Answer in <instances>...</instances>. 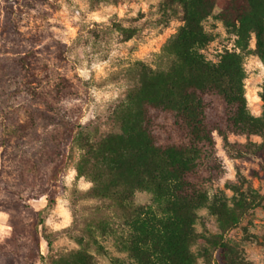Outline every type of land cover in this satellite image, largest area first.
<instances>
[{"label": "rangeland", "instance_id": "obj_1", "mask_svg": "<svg viewBox=\"0 0 264 264\" xmlns=\"http://www.w3.org/2000/svg\"><path fill=\"white\" fill-rule=\"evenodd\" d=\"M162 2L0 0V264H50L59 253L81 247L98 264H114L116 257L128 262L116 238L123 232L120 212L109 200L86 195L92 183L77 177L82 149L69 137L83 131L99 140L119 132L114 111L138 84L141 65L170 68L174 57L167 45L184 21L168 19ZM115 23L136 27L137 34L124 41ZM204 26L215 37L205 53L215 59L231 39L215 16ZM244 66L248 107L260 116L264 62L246 55ZM215 140L220 170L207 185L210 194L231 199L237 186L258 193L264 205V149L254 146L261 137ZM151 203V193L137 192L135 204ZM199 215L198 232L221 234L207 209ZM263 235L260 206L224 233V241L245 261L264 264ZM219 253L213 252V263L228 264ZM198 264H206L203 257Z\"/></svg>", "mask_w": 264, "mask_h": 264}, {"label": "trees", "instance_id": "obj_2", "mask_svg": "<svg viewBox=\"0 0 264 264\" xmlns=\"http://www.w3.org/2000/svg\"><path fill=\"white\" fill-rule=\"evenodd\" d=\"M161 8L168 19L184 21L167 45L173 63L159 71L141 65L138 84L114 111L119 132L99 140L83 131L70 134L82 149L77 177L92 183L87 196L109 200L120 212L123 232L116 238L128 262L116 257L114 264H198L200 257L214 264V251L228 264H251L224 241V233L264 206L262 197L233 186L235 195L228 199L223 192L210 194L207 185L220 170L215 135L260 136L254 146L264 149V91L263 111L256 116L248 107L244 66L246 55L264 62V0H163ZM212 16L231 39L215 59L205 53L215 41L204 26ZM114 29L124 41L137 34L136 27L121 23ZM137 192L151 193L152 203L135 204ZM202 209L215 218L221 234L198 232ZM107 229L101 227L103 234ZM94 242L103 250L98 239ZM50 264L98 263L81 247L59 253Z\"/></svg>", "mask_w": 264, "mask_h": 264}]
</instances>
